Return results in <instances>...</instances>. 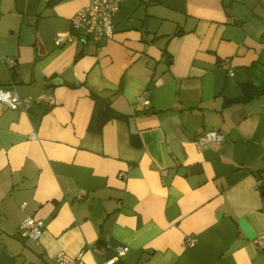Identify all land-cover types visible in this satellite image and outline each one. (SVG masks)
Returning a JSON list of instances; mask_svg holds the SVG:
<instances>
[{
	"label": "crops",
	"instance_id": "0c3cea01",
	"mask_svg": "<svg viewBox=\"0 0 264 264\" xmlns=\"http://www.w3.org/2000/svg\"><path fill=\"white\" fill-rule=\"evenodd\" d=\"M117 1L95 43L71 28L88 0H0V87L53 98L0 103V264H264V0Z\"/></svg>",
	"mask_w": 264,
	"mask_h": 264
},
{
	"label": "built area",
	"instance_id": "2783aa9c",
	"mask_svg": "<svg viewBox=\"0 0 264 264\" xmlns=\"http://www.w3.org/2000/svg\"><path fill=\"white\" fill-rule=\"evenodd\" d=\"M49 2L50 0H43ZM118 9L117 0H88V3L80 8L71 18V28L77 32L84 33L89 39L95 43H100L109 40L114 35L113 15ZM67 38L63 35H58L54 43L59 45L65 42ZM228 59L223 60L226 65ZM7 67H13L16 64L14 58L9 57L6 59ZM45 100L50 102L53 100L50 94H41L38 96H20L13 88L0 87V103L10 109H23L28 110L34 101ZM137 100L145 104L142 96H138ZM31 138L35 137L32 132ZM225 139V133L218 129H209L195 138L196 146L199 150L204 149L210 142H222ZM166 170H161V175L164 176ZM85 195V192L80 191L77 193L76 198L80 199ZM23 206V204H22ZM44 221L41 218H35L32 215H26L19 223L18 229L26 237L38 240L40 237ZM192 238H187L186 242L192 244ZM257 244L264 248V235L256 239ZM129 248L122 244H115L111 248V254L105 256L102 264H121L122 258L128 253ZM53 264H86L81 257V252L71 257L64 252H58L53 258Z\"/></svg>",
	"mask_w": 264,
	"mask_h": 264
},
{
	"label": "trees",
	"instance_id": "16d2710c",
	"mask_svg": "<svg viewBox=\"0 0 264 264\" xmlns=\"http://www.w3.org/2000/svg\"><path fill=\"white\" fill-rule=\"evenodd\" d=\"M90 96L94 100V107H98L100 103H103V107L105 110H109L110 113H114V110L110 107L109 99L99 95L98 93L90 90Z\"/></svg>",
	"mask_w": 264,
	"mask_h": 264
},
{
	"label": "water",
	"instance_id": "95a60500",
	"mask_svg": "<svg viewBox=\"0 0 264 264\" xmlns=\"http://www.w3.org/2000/svg\"><path fill=\"white\" fill-rule=\"evenodd\" d=\"M57 1H59V0H51L50 4L52 5V4L56 3ZM57 80L60 81V78H57ZM102 122H103V119H101V118H98L95 120L97 127L100 126Z\"/></svg>",
	"mask_w": 264,
	"mask_h": 264
}]
</instances>
